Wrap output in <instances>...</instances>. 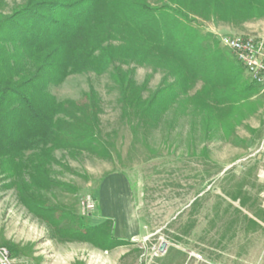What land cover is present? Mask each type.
Masks as SVG:
<instances>
[{
  "label": "trees",
  "instance_id": "1",
  "mask_svg": "<svg viewBox=\"0 0 264 264\" xmlns=\"http://www.w3.org/2000/svg\"><path fill=\"white\" fill-rule=\"evenodd\" d=\"M17 1L4 13L0 0V174L55 241L87 243L102 251L130 245L114 239L111 219L92 225L93 216L44 198L53 189L75 191L51 176L53 165L67 170L56 151L70 158H112L96 92L91 89L81 102L58 101L48 86L75 74L110 71L121 119L129 127L148 132L171 113L172 122L188 117L205 139L220 132L227 138L233 111L240 113L260 87L248 82L216 39L189 26L187 16L212 13L227 21V16L264 12V0ZM131 64L164 70L173 82L144 97L146 88L135 82L134 71L122 69ZM202 154L207 158V149Z\"/></svg>",
  "mask_w": 264,
  "mask_h": 264
},
{
  "label": "rangeland",
  "instance_id": "2",
  "mask_svg": "<svg viewBox=\"0 0 264 264\" xmlns=\"http://www.w3.org/2000/svg\"><path fill=\"white\" fill-rule=\"evenodd\" d=\"M4 3V13H9L20 1ZM187 17L189 26L216 39L228 57L231 54L219 38L264 35V12L227 16V21L212 13ZM122 69L134 71L135 82L146 88L144 97L173 82L164 70L135 64ZM199 88L200 84L191 95ZM91 89L99 98L101 130L112 144V158L87 154L70 158L56 151L55 158L67 170L53 165L51 176L75 191L53 189L43 194L47 202L82 215L79 202L89 196L96 204L90 214V223L95 225L99 188L109 177L123 176L132 196L131 209L143 227V236L130 247L132 254H154L152 249L159 242H175L201 252L202 245L213 239L221 247H231L237 264H264V173L262 157L255 154L264 139V87L244 103L240 113L233 111L231 119L237 122L233 121L230 136L225 138L220 132L213 139H205L199 126L192 129L186 116L172 122L171 113L148 132L140 126L129 127L121 119L119 92L110 71L75 74L48 86L58 101L81 102ZM7 184L0 174V245L12 251L16 264H86L103 253L87 243L52 239L48 227L19 203L14 188Z\"/></svg>",
  "mask_w": 264,
  "mask_h": 264
},
{
  "label": "crops",
  "instance_id": "3",
  "mask_svg": "<svg viewBox=\"0 0 264 264\" xmlns=\"http://www.w3.org/2000/svg\"><path fill=\"white\" fill-rule=\"evenodd\" d=\"M131 192L128 181L123 176H111L104 181L98 190V215L95 225L106 219L113 221V237L116 240L132 242L131 245L116 247L102 254L93 256L86 264H237V257L231 247L212 244L202 245L204 250L195 252L175 242H165L163 253L136 256L130 247L143 236V227L131 209ZM160 245V242L158 243Z\"/></svg>",
  "mask_w": 264,
  "mask_h": 264
},
{
  "label": "built area",
  "instance_id": "4",
  "mask_svg": "<svg viewBox=\"0 0 264 264\" xmlns=\"http://www.w3.org/2000/svg\"><path fill=\"white\" fill-rule=\"evenodd\" d=\"M222 47L228 50L234 60L239 64L248 76L249 81L258 86L264 87V35L259 36H224L219 38ZM255 154L262 157V168L264 173V139L261 141ZM79 207L83 216H89L95 210L94 199L86 197L81 199ZM158 254V246L152 249ZM0 264H16L8 249L0 245Z\"/></svg>",
  "mask_w": 264,
  "mask_h": 264
},
{
  "label": "water",
  "instance_id": "5",
  "mask_svg": "<svg viewBox=\"0 0 264 264\" xmlns=\"http://www.w3.org/2000/svg\"><path fill=\"white\" fill-rule=\"evenodd\" d=\"M165 248H166V243H165V242H162V243L159 245V247H158V252H159V253H163L164 250H165Z\"/></svg>",
  "mask_w": 264,
  "mask_h": 264
}]
</instances>
